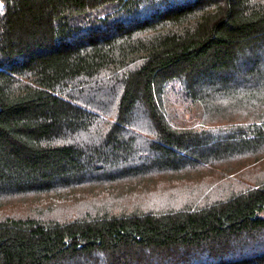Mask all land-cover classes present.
<instances>
[{
    "label": "trees",
    "instance_id": "16d2710c",
    "mask_svg": "<svg viewBox=\"0 0 264 264\" xmlns=\"http://www.w3.org/2000/svg\"><path fill=\"white\" fill-rule=\"evenodd\" d=\"M0 6V264H264V0Z\"/></svg>",
    "mask_w": 264,
    "mask_h": 264
},
{
    "label": "rangeland",
    "instance_id": "374dc122",
    "mask_svg": "<svg viewBox=\"0 0 264 264\" xmlns=\"http://www.w3.org/2000/svg\"><path fill=\"white\" fill-rule=\"evenodd\" d=\"M259 172H260L259 169L255 170V173H259ZM229 176L232 177L233 175H229ZM201 181L202 180H200L198 178L196 181H190V182L184 181V180H180V181L176 180V181L170 183L169 181L166 182L164 180V181L158 182V184H156L157 186H159L158 188L155 186V187L150 188L149 190H147L148 184H146V185L142 184V185H144L143 187L140 186L137 188V190H138L137 193L139 194V196L146 197V196H149L148 194H153V193L155 194L157 192L156 195H162L161 198H164L166 200L155 199L152 201H147L148 197H146V198L140 199L139 204H141V206L143 208H145V210L160 209L161 208L160 206L165 205L164 202H166L167 200L174 201L175 203L180 202L181 205H178V206H182L183 203H188L190 200H193L195 197L193 198L192 195H194V194L182 192L180 194V197L176 198V196H174V194H175L174 190H176V192L181 188H183V190H184L186 187H190L191 184L193 187H196ZM193 184H196V186H194ZM197 187H199V186H197ZM199 194L200 193H198V195L196 194V196H199ZM80 196L86 197L85 200L88 202H91V200L87 199V198H89L88 194H87V196H86V194H80ZM9 200H10L9 203L6 204V206L0 207V216L11 215V214H13V215H27L29 208H30V212H31V211H33L32 210L33 207L34 208L44 207V206L47 207V204L49 203L48 199H40V202L38 203V201L32 196H27L26 199H22V198L19 199L16 197V198L9 199ZM31 204L34 206L32 207ZM41 204L44 206H42ZM35 205H38V206L35 207ZM163 208H165V207H163ZM44 216L45 215H42V217H44Z\"/></svg>",
    "mask_w": 264,
    "mask_h": 264
},
{
    "label": "built area",
    "instance_id": "2783aa9c",
    "mask_svg": "<svg viewBox=\"0 0 264 264\" xmlns=\"http://www.w3.org/2000/svg\"><path fill=\"white\" fill-rule=\"evenodd\" d=\"M0 8H2V6H0Z\"/></svg>",
    "mask_w": 264,
    "mask_h": 264
}]
</instances>
